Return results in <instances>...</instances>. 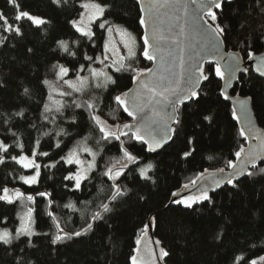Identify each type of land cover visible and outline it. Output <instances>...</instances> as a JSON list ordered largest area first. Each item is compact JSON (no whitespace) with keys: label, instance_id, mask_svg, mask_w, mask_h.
Instances as JSON below:
<instances>
[{"label":"trees","instance_id":"16d2710c","mask_svg":"<svg viewBox=\"0 0 264 264\" xmlns=\"http://www.w3.org/2000/svg\"><path fill=\"white\" fill-rule=\"evenodd\" d=\"M18 2L20 10L43 17L49 23L33 27L27 26L28 22L25 21L23 37L9 35L0 29V35L8 36L7 42L0 47V83L3 85L0 87V139L5 137L3 129L9 128L24 142L25 153L38 139L40 151L48 152L49 156L38 157L42 165L39 184L31 188L23 185L18 179L19 175L30 172L9 161L7 166L0 165V186L19 188L31 195L50 192L54 204L49 208L43 197H36L33 207L36 208L35 228L39 235L32 237L34 246H25L27 237H22L11 247L0 245V264H17V261L19 264H131L138 238L142 241L140 248L144 244L145 249L155 248L159 251L163 247L169 252L161 264H233L238 255H243L247 261L263 255L264 175L241 178L243 182L239 190L225 185L211 193L215 201L212 207L197 205L188 209L183 205L168 206L172 192L190 183L201 172L227 169V162L234 161L235 152L246 145V140L239 134L238 122L232 119V107L221 95V80L214 76L209 81H203L199 89V101L179 107L181 122L173 126L176 132L172 141L161 151L150 154L142 151L141 145H136L133 150L128 138L122 137L125 146L140 158L139 165H132L126 170V179L122 176L116 181L122 189L127 190V195L111 202V211L105 213L103 220L98 221L87 235L60 244L51 243L57 229L47 212L54 211L66 232L80 231L86 226L85 220L100 209L101 203L109 200L113 182L102 175L103 171L113 165L127 164V161L116 148L119 142L95 143L101 134L83 109H76L75 112L72 108L65 110L66 117L75 115L74 126L59 116L55 125L48 124L41 116L48 93L42 81L54 74L52 66L56 63L72 67L69 63L71 58L59 49L58 41L72 42L77 38L78 34L69 21L78 18L82 0H66V3L62 0L59 6L53 0ZM115 2L119 7L113 10L108 19L133 32L142 47L140 37L143 30L139 24L141 12L137 0ZM16 11L8 0H0V12L10 22H15ZM218 15L219 22L226 30L223 40L227 50L240 52L244 59L248 58V51L255 54L264 52V0H231L225 3L223 13ZM72 47L77 51L79 63L87 65V61L80 59L81 50L74 44ZM99 48L100 41L97 39L96 49L84 44L83 51L94 56L99 54ZM133 66L138 69L149 68L151 62L140 57L139 62ZM209 68H214V65L206 64L205 72ZM132 75L131 72L118 73L115 75L117 83L114 86L110 85L107 91L96 90L93 93L98 97L100 109L96 114L113 128L128 120L112 97L130 89ZM24 88L30 89L29 96L23 94ZM231 93L244 98L252 97L255 118L258 125L264 128V79L250 69L239 75ZM21 110L25 113L23 120L14 115ZM205 116L212 117L211 123L204 120ZM33 124L35 127H32ZM60 128L71 134L66 137L57 136ZM86 137V141L99 153L96 170L90 174V180L84 181L81 191L73 192L69 189L74 182L64 177L76 171L77 166L65 164L60 161V156ZM13 139L9 135L6 142L12 143ZM57 140L61 142L60 148L55 147ZM101 148L103 150L99 151ZM191 148H195V152L184 159L183 153ZM148 161L154 165L149 175L155 183L139 177L138 168ZM51 163L56 166H43ZM257 166L264 168V163ZM132 168L137 170L132 171ZM69 202H74L81 211L65 208L64 205ZM20 206L19 201L12 205L0 202V229L16 228ZM85 208L87 211L82 217L81 212ZM153 216L157 217V225L151 240L140 230ZM5 218L6 224L3 222ZM220 233L222 236L217 239ZM156 240L160 241V245H154ZM17 245L24 251L19 252Z\"/></svg>","mask_w":264,"mask_h":264},{"label":"snow or ice","instance_id":"6c2138e0","mask_svg":"<svg viewBox=\"0 0 264 264\" xmlns=\"http://www.w3.org/2000/svg\"><path fill=\"white\" fill-rule=\"evenodd\" d=\"M63 2L66 3V0H63ZM230 2L231 0H190L191 5H194V7H189L187 0H147L140 9L144 13L139 17V24L144 29L143 35L140 37L141 47L136 36L121 25L113 24L108 19L113 10L119 7L115 0H82L80 8L83 11L78 14V18L69 21L74 32L78 34L77 38L72 42L58 41L59 49L71 58L69 63L72 64V67L56 63L52 66L54 79H44L42 81V84L49 91L47 102L43 104L41 116L48 124L55 125L59 116L74 126L76 124L75 115L66 117L65 110L72 108L75 112L76 109H83L84 112L88 113V119L92 121L101 134L95 143L100 145L101 142H119L116 144V148L122 153L127 164L119 168H115L113 165L103 171L102 175L113 182L111 185L112 191L109 194V203H101L100 209L94 211L91 217L85 220L86 226L80 231L66 232L61 227L54 211L47 212L57 229L51 240L53 245L64 243L74 237L87 235L93 230L98 221L103 220L104 214L111 211L110 203L127 195V190L122 189L116 181L125 176L128 164L134 166L140 164V158L133 151L135 146H143L141 150L148 153H155L162 148L176 132L173 125H179L181 122L178 114L179 107L185 102L200 100L198 86L203 81H209L214 76L224 81L225 87L231 86L232 78L239 70L241 57L238 54H230L226 63L223 66L221 65L220 60L223 57L219 56V45L226 34V30L219 22L220 15H218V13H223L225 3ZM8 3L17 11L14 16L15 22H10L9 18L3 12H0V29L4 33L23 37L25 21L28 22L27 26L33 27H42L49 23L43 17L35 16L27 10H20L18 0H8ZM53 3L59 6L62 0H53ZM162 8H174L177 12L182 13V17L174 16L169 21H165L163 17L167 16V13H162L160 11ZM145 16L148 19H145ZM205 17L208 19H205ZM181 18L184 20L183 24H179ZM165 23H167L166 29L162 27ZM149 27L151 30H149ZM177 27L178 32L173 34V29ZM189 31L199 38L197 40L200 45L198 50L187 44L180 47L182 44L180 37H183L186 41ZM166 32L169 35H166ZM114 34L121 36V44L126 50L125 54H121L115 46L110 47V41ZM97 39L100 41L98 55H88L87 52L83 51L84 44L96 49ZM7 40L8 36L0 35V47L4 46ZM73 44L81 50L80 59L87 61V65L79 63L77 51L72 47ZM174 45L176 46L175 49ZM188 47L193 48L190 56L192 63L189 67H186L185 51ZM28 51L30 52L31 49H28ZM200 52L209 54L211 60L208 62L214 63V68H209L205 72L202 61H205L206 58L200 56ZM247 56L250 60L257 61L255 70L260 77H264V55L257 59L254 52L248 51ZM140 57L156 64V68L138 69L134 67L133 64L138 63ZM94 64H99L102 67H94ZM176 68L179 69L178 72L175 70ZM105 69H111V72ZM125 72L133 73L131 79L137 87L135 90H130V92L115 95L112 99L135 123H124L122 126L116 124L114 126L115 131H113V126L108 125L96 114L100 109L97 102L98 97L93 93L96 90L107 91L110 85L114 86L117 83L113 74ZM186 72L188 73L187 76L185 75ZM226 72L229 74L227 78ZM2 86V83H0V87ZM23 94L29 96L30 89L24 88ZM221 95L225 100L231 99L227 92H221ZM251 102V96L244 99L237 98L234 103L238 104L239 107L237 109L236 106H233L231 115L233 120L243 125L239 129L240 136L246 141L250 138L255 139L257 143L249 145L247 149L241 146L235 152V161L229 160L227 162V167L232 171L225 174V169L221 168L218 173H208L206 175L205 172H201L190 183L183 184L185 191H190L194 187L197 189L196 193L183 196L181 192H172L171 196L177 197V199L171 201L172 204L183 205L188 209H192L197 205L212 207L215 201L210 193L215 192L223 184L239 190L243 182L241 178H254L258 175H264V168H258L257 166L258 161H264V130H259L256 127L254 113L249 107ZM14 115L23 120L25 113L21 110ZM204 120L211 123L212 117L205 116ZM4 123H7V121H4ZM32 127H35V124ZM3 131L5 137L0 139V165L7 166L9 161L14 162L19 168L31 173L29 175H19L18 179L23 185L31 188L39 184L42 165L38 157H48L49 153L40 151V141L38 139L25 153L24 142L17 136V133L9 128H4ZM70 134L64 128H60L56 133L57 136L65 137ZM9 135L14 138L12 143L6 142ZM45 135H50V133H45ZM121 137L128 138V143L133 150L125 146V141ZM85 140H87V137ZM55 147H61L59 140H57ZM102 150V148L99 149V151ZM82 151L92 158L87 163L81 159L80 144L74 145L64 155L60 156V161L65 164L77 166L76 171L69 172L64 177V179L74 182L72 188L69 189L73 192L81 191L84 181L90 180V173L96 170L98 152L86 145L82 148ZM193 152H195V148L184 152L183 158L188 159ZM43 166L54 168L56 164H44ZM136 170V168H132V171ZM153 170L154 165L148 162L138 168L139 177L145 181L155 183V180L149 175ZM37 196L43 197L47 201L48 207L52 208L54 200L50 192H37L36 195H31L26 194L19 188L0 186V202L12 205L19 201L24 209L19 215V228L15 231L8 228L0 229V245L11 247L22 237H27L25 246H34L32 237L39 235L35 231L36 208L33 207L36 204ZM85 203L90 204L91 202ZM64 207L76 212L81 211L74 202H69ZM86 211L87 208L81 212L82 217H84ZM3 222L6 224L7 219L5 218ZM156 225L157 217L153 216L140 231L147 235L149 229L154 230ZM221 236L222 233L217 234L216 238L220 239ZM141 242L139 238L136 240L137 247L134 249L135 255L131 257V264H161L169 256V252L163 247H160L158 252L155 248L145 249L144 254H141V248L139 247ZM154 244L160 245V241L156 240ZM17 250L19 252L24 251L18 245ZM242 262L243 264H264V255L250 261L245 260L243 255H238L234 258L233 264H242ZM17 264H19V261H17Z\"/></svg>","mask_w":264,"mask_h":264},{"label":"water","instance_id":"95a60500","mask_svg":"<svg viewBox=\"0 0 264 264\" xmlns=\"http://www.w3.org/2000/svg\"><path fill=\"white\" fill-rule=\"evenodd\" d=\"M137 2H138L139 7H140V9H141L142 4L146 3L147 0H137ZM187 2L189 3V7H194V5H191L190 0H187ZM160 11H161L162 13H167V16H164V17H163V19H164L165 21H169V20H170L172 17H174V16L182 17V13L177 12L174 8H168V9H164V8H162ZM140 12H141V11H140ZM141 15H144V13L141 12ZM145 19H148V17L145 16ZM205 19H207V17H205ZM183 23H184V20H183V18H181V19L179 20V24H183ZM162 27H164V28L166 29V28H167V23H165L164 25H162ZM142 30L144 31L143 28H142ZM149 30H151L150 27H149ZM186 30H188V29H186ZM177 32H178V27L173 29V34H175V33H177ZM165 34H166V35H169L167 32H166ZM180 39H181V41H182V44L180 45V47H183L185 44H187V45H191V46L195 47L197 50L200 48V45L197 43V40H198L199 38H198V37H195L194 34L191 33V31H189L188 39H187L186 41L184 40L183 37H180ZM173 47H174V49L176 48L175 45H174ZM192 51H193V48H192V47H188V48L186 49V51H185V60L187 61V63H186V67H189V66L191 65V63H192V61H191V59H190V56H191V54H192ZM230 54H238V55L241 57L240 65H239V70L236 72L235 77L232 78L231 86H229V87H225V82H224V81H221V84H222L221 92H227V94L231 97V99H228V100H226V101L229 102V104L231 105L232 108H233V106H236L237 109H238V107H239L238 104H235L234 102L236 101L237 98H239V99H244V97H241V96L238 95V94H236V95H232L231 91H232V89H233L235 83L237 82L239 75L242 74V73H247L250 69H252V70L254 71V73H255L257 76H259V74H258V73L256 72V70H255V69H256V63H257L256 60H250L249 58L244 59L243 56H242V54H241L240 52L232 51V50H227V48H226V46H225V43H224V40H223V38H222V42H221L220 45H219V56H222V57H223V59L220 60V63H221L222 66L226 63V61H227V59H228V57H229ZM199 55H200V56H204V57L206 58L205 61H202L203 68H204V66H205L206 64H213V65H214V63L208 62V61L211 60V57L209 56L208 53H206V52H200ZM262 55H264V52H263V53H260V54H255V56H256L257 59H258L260 56H262ZM149 62H150V61H149ZM156 66H157L156 64H154L153 62H151V66H150L151 68H156ZM214 66H215V65H214ZM245 69H247V71H245ZM175 70H176L177 72L179 71L178 68H176ZM185 75L187 76L188 73L186 72ZM228 75H229V74L226 72V78H227ZM259 77H260V76H259ZM260 78L264 79V77H260ZM202 83H203V82H202ZM202 83L198 86V91H199V89H200ZM136 87H137V85H136L135 83L132 82V86H131L130 89H128L126 92H130V90H135ZM187 103H189V102H185L183 105H185V104H187ZM181 106H182V105H181ZM249 107H250V110L253 112L252 104H250ZM253 113H254V112H253ZM125 114H126V113H125ZM126 115H127V114H126ZM127 117H128V116H127ZM254 121H255L256 127H257L259 130H264V128H261V127L258 125L257 120H256V118H255V115H254ZM124 123H135V121H133V120L131 119V117H128V120H127V121H125V122H123V123H119V124L122 126ZM238 125H239V128L243 126L241 123H238ZM173 126H174V125H173ZM112 130L115 131V128H113ZM172 138H173V135H172L171 139H170L166 144H164V146H163L162 148L158 149L157 152L161 151L164 147H166L167 145H169V144L171 143V141H172ZM121 139H122V137H121ZM256 143H257V141H256L255 139L250 138V139H248V140L246 141V145H245L244 147H245V149H247V148L249 147V145H255ZM157 152H155V153H157ZM150 154H154V153H150ZM234 161H235V160H234ZM259 163H264V161H258V162H257V165H258ZM121 166H122V165H119V166H116L115 168H119V167H121ZM130 166H132V165L128 164V165H127V169H128ZM114 170H115V169H114ZM230 171H232V169H229V168L225 169V174H226L227 172H230ZM208 173H218V171H215V172H208V171H207V172H205L206 175H207ZM225 185H227V184H223L221 187L217 188L216 191H218L219 189H221V188L224 187ZM196 191H197V189L194 188V187L191 188L190 191H185V190L183 189V186H182V187H181L180 189H178L176 192H181L183 196H187V195L195 194ZM216 191H215V192H216ZM215 192H211V193H215ZM211 193H210V194H211ZM174 199H177V197H172V196H171V199H170V201H169V203H168V206H169V205H176V204H172V203H171V201L174 200ZM107 203H109V200H108ZM150 219H151V218H150ZM148 222H149V221H148ZM148 222H147V223H148ZM146 236H147L149 239L153 240V229H149V232L147 233ZM154 245H155V244H154ZM155 246H156V245H155Z\"/></svg>","mask_w":264,"mask_h":264},{"label":"rangeland","instance_id":"374dc122","mask_svg":"<svg viewBox=\"0 0 264 264\" xmlns=\"http://www.w3.org/2000/svg\"><path fill=\"white\" fill-rule=\"evenodd\" d=\"M81 3H82V2H81ZM81 11H83V10H81ZM38 17H40V16H38ZM113 24H117V23H113ZM118 25H121V24H118ZM121 26L124 27V28H126V27L123 26V25H121ZM126 29H127L128 31H130L128 28H126ZM130 32H131V31H130ZM131 33L134 35L133 32H131ZM134 36H135V35H134ZM112 46H115L116 48H118L121 54H125V53H126V50L123 48V45L121 44V36H120L119 34H114L113 37L111 38V41H110V47H112ZM94 67H98V68H100V67H102V66L99 65V64H97V65H95ZM105 70L111 72V69H105ZM84 74H87V73H84ZM116 74H118V73H114V74H113L114 77H115ZM53 79H54V74H53L51 77H49V80H53ZM48 91H49V89H48ZM77 144H80V146H81V159L85 160V162L87 163V162L90 161L92 158H91V156H89L87 153L83 152V151H82V148L86 145V146H88V147H91L94 151H97V150H96L94 147H92V146L90 145V143H89L88 141H86V140L81 141V142H79V143H77ZM77 144H76V145H77ZM98 155H99V153H98ZM98 155H97V157H98ZM148 162H151V163H152V161H148ZM148 162H145V163L142 164L141 166L145 165V164L148 163ZM152 164H153V163H152ZM118 166H119V165H118ZM29 174H31V173L24 174V175H29ZM90 174H91V173H90ZM23 211H24L23 207L20 206V208H19V212H18V220H19L18 225L16 226L15 229H10V230L15 231L17 228H19V226H20L19 215H20ZM2 229H3V228H2ZM8 229H9V228H8ZM35 231L37 232V229H36V228H35ZM144 252H145V245L142 244V245H141V254H144ZM157 252H158V251H157ZM263 255H264V254H263ZM260 256H261V255H260ZM258 257H259V256L255 257V258H253V259H258Z\"/></svg>","mask_w":264,"mask_h":264},{"label":"bare ground","instance_id":"6f19581e","mask_svg":"<svg viewBox=\"0 0 264 264\" xmlns=\"http://www.w3.org/2000/svg\"><path fill=\"white\" fill-rule=\"evenodd\" d=\"M171 199V198H170Z\"/></svg>","mask_w":264,"mask_h":264}]
</instances>
